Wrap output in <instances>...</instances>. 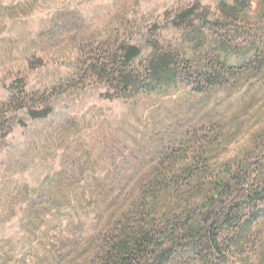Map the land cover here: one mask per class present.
Wrapping results in <instances>:
<instances>
[{"label":"rangeland","instance_id":"rangeland-1","mask_svg":"<svg viewBox=\"0 0 264 264\" xmlns=\"http://www.w3.org/2000/svg\"><path fill=\"white\" fill-rule=\"evenodd\" d=\"M249 2L231 15L219 0H0V264H91L160 154L183 151L188 126L192 137H227L215 161L252 149L264 67L245 62L264 47V14ZM128 46L139 55L120 64ZM163 52L176 54V84L135 97ZM224 251L206 262L264 264V242Z\"/></svg>","mask_w":264,"mask_h":264},{"label":"trees","instance_id":"trees-1","mask_svg":"<svg viewBox=\"0 0 264 264\" xmlns=\"http://www.w3.org/2000/svg\"><path fill=\"white\" fill-rule=\"evenodd\" d=\"M249 3L233 0L229 5L219 0V7L222 12L239 15L249 11ZM258 12L264 14V0H259ZM191 15L192 11L187 10L178 18L182 23ZM119 52L120 64L139 55L134 46L120 47ZM257 52L245 62L255 69L257 65L264 67V47ZM222 66L231 65L225 58ZM176 68L175 53H155L148 64V83L135 80L132 85V78L121 79L125 89L134 86L135 97L141 93L159 95L160 91L166 94L176 84ZM197 74L204 81L212 78L205 67ZM24 106L16 105L15 109ZM47 113L32 111L31 117ZM189 129L186 127L180 139L183 151L177 157L161 153L158 169L150 171L146 181L134 189L135 199L120 220L111 224L91 264H208L206 259L224 262V250L240 252L254 240L264 242V220L257 217L261 212L258 206L264 205V171L257 173V166L264 163V129L251 150L223 162L215 160L225 149L226 136L192 137Z\"/></svg>","mask_w":264,"mask_h":264}]
</instances>
